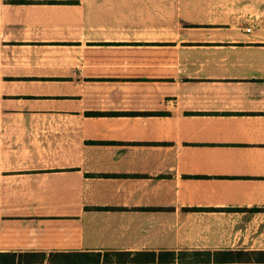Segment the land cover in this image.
<instances>
[{
  "label": "crops",
  "instance_id": "crops-1",
  "mask_svg": "<svg viewBox=\"0 0 264 264\" xmlns=\"http://www.w3.org/2000/svg\"><path fill=\"white\" fill-rule=\"evenodd\" d=\"M205 250L264 252V0H0V253L264 264L103 259Z\"/></svg>",
  "mask_w": 264,
  "mask_h": 264
},
{
  "label": "trees",
  "instance_id": "trees-1",
  "mask_svg": "<svg viewBox=\"0 0 264 264\" xmlns=\"http://www.w3.org/2000/svg\"><path fill=\"white\" fill-rule=\"evenodd\" d=\"M113 255L104 257V260L117 261V262H133V263H148V262H194V263H226V262H264V252L259 256L257 254L252 255L251 252L238 251H186L178 252L174 251H140V252H112ZM33 253H16V252H3L0 253V263H29L32 262ZM77 255V258H75ZM60 256V258H58ZM45 255L41 254V259H44ZM47 259L51 262L61 261L70 262L79 260L86 262L89 260H99L98 257H89L87 254H79L76 252L69 253H50Z\"/></svg>",
  "mask_w": 264,
  "mask_h": 264
},
{
  "label": "built area",
  "instance_id": "built-area-1",
  "mask_svg": "<svg viewBox=\"0 0 264 264\" xmlns=\"http://www.w3.org/2000/svg\"><path fill=\"white\" fill-rule=\"evenodd\" d=\"M250 30V28L248 27V28H246V31H249Z\"/></svg>",
  "mask_w": 264,
  "mask_h": 264
},
{
  "label": "rangeland",
  "instance_id": "rangeland-1",
  "mask_svg": "<svg viewBox=\"0 0 264 264\" xmlns=\"http://www.w3.org/2000/svg\"><path fill=\"white\" fill-rule=\"evenodd\" d=\"M244 221L246 222V221H250V220H244ZM244 221H242V222H244ZM242 222H241V223H242ZM244 225H245V224H244Z\"/></svg>",
  "mask_w": 264,
  "mask_h": 264
}]
</instances>
